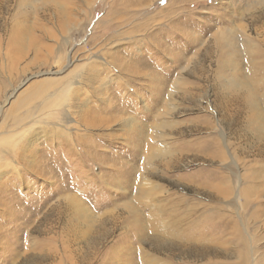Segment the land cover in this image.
<instances>
[{"label":"rangeland","instance_id":"rangeland-1","mask_svg":"<svg viewBox=\"0 0 264 264\" xmlns=\"http://www.w3.org/2000/svg\"><path fill=\"white\" fill-rule=\"evenodd\" d=\"M262 66L263 0H0V264H264ZM178 196L207 243L138 242V206Z\"/></svg>","mask_w":264,"mask_h":264},{"label":"bare ground","instance_id":"bare-ground-1","mask_svg":"<svg viewBox=\"0 0 264 264\" xmlns=\"http://www.w3.org/2000/svg\"><path fill=\"white\" fill-rule=\"evenodd\" d=\"M169 1H172V0H169ZM239 28L244 30V28H242V26H240ZM243 30H241V31L243 34H245L243 32ZM214 33H215L214 34L215 37H214V41H212L213 47L221 48L222 46H224V47H228V48L230 47V49L233 47H236V45H233V43H231L232 40L228 41L229 37L230 38L234 37L230 31V28L224 27V29L217 30V32H214ZM241 46H242V48H240V46H238V49H241L242 53L249 54V53L253 52L254 46H257V44H252L249 39H245V41L242 43ZM254 52H257V48L254 50ZM259 53H260V51H259ZM216 60H217V58H216ZM217 62H218V67L222 65V61L217 60ZM261 68L264 69L263 66ZM181 80L182 79H179V82H181ZM183 82L184 81L182 80V83ZM229 85L234 86V85H236V83H235V81H232V82L229 81ZM181 95L184 96V94H182V93H181ZM231 96L227 95V98L234 100L235 96L233 98ZM235 100H237L238 102H243L246 104L243 94L241 95L239 93L238 96L235 98ZM256 177H257V175L254 177H251L250 178L251 181L254 182ZM204 181H203V183L209 182L206 179H204ZM140 182H141V187H140L141 191H139V192H141V193L142 192L144 194L145 193H151V192L159 193V192H162L164 190L163 187L161 185H159L158 183L146 180L145 178L142 179ZM255 182H256V180H255ZM255 182L253 183L254 185H250L245 190V193H246L245 197L247 198L245 200V206L246 207L249 204H251V199H252V201L255 200V199H253L255 197L250 199V195L252 196L253 193H254V195H257V194L262 195L261 186H258ZM208 184H206V185H208ZM210 189H213V192L218 197H221L223 195V192H225V191L229 192V190H230V188L225 189V187L221 189L220 187H217V185H215L214 187H210ZM171 202L172 203L170 206L169 205H162L159 203H154V204L143 203L142 205L138 206L141 210L147 211V213L144 214V221H145L144 224L143 223L140 224L138 220H137L138 223L133 224L134 231L138 232V234L140 235L138 242H140L141 244H143V242L148 243L149 244L148 249H150V250L151 249L160 250L162 248V246H164L163 244H167V243L170 244V242L172 243L174 241H179L180 243H184V245H185V243H190V244L191 243H195V244L207 243L208 238H206V236H209V232L199 230L198 226L205 224L210 219L207 217H204V215L202 217L201 211H198L196 208V205H195L196 203H190V204H193L192 209H190V211H188V212H184L181 209L183 203L185 202V199L182 196H178L177 198L173 199ZM209 207H212V206L209 204L208 205L204 204L203 210H206ZM259 207H261V206H259ZM128 208H130V211L128 212L130 215H132V214H134L135 216L137 215L138 209L136 207L135 208L128 207ZM219 216H221V215H219ZM109 217H111V219H113V220L109 219L110 222H113L115 220L112 216H109ZM133 219L135 221V218H133ZM192 225H193V227H192ZM219 225H222V229H220L219 227L217 229V226H213L212 229L210 230V232L216 233V230H218L217 231L218 234H222L225 231L224 228L226 227V225H231V227L234 229V231L237 234L238 240L240 242L239 244L242 243V245H240V246L243 247L242 250H233L232 254H234L235 257L247 256L249 249L246 245L247 242H245V235L239 230V227H238L239 224L237 226V224L234 221H232V219L229 218L227 221L225 219V221H223L222 223H219ZM71 232H73L72 233V235H73L72 240L74 242L77 241L78 239L80 240V235L78 233L76 234V232L73 230ZM100 237H101V233H99L97 235H93V238H92L93 244H96L99 241ZM226 243H224V244H226ZM181 245L178 244L177 247L178 246L180 247ZM164 247H167V246H164ZM183 248H185V247H183ZM227 251H229V250H225L224 252L228 253ZM229 254H230V251H229ZM153 258L156 260L155 263L152 262L153 264L163 263V261L161 262V260L159 258L152 257V259ZM249 263H250V261H248V262L246 261L244 264H249ZM164 264H174V263H171V262L167 263L164 261Z\"/></svg>","mask_w":264,"mask_h":264}]
</instances>
